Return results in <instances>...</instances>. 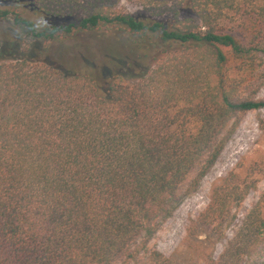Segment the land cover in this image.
I'll use <instances>...</instances> for the list:
<instances>
[{
    "label": "trees",
    "instance_id": "obj_1",
    "mask_svg": "<svg viewBox=\"0 0 264 264\" xmlns=\"http://www.w3.org/2000/svg\"><path fill=\"white\" fill-rule=\"evenodd\" d=\"M0 20L27 40L9 54L0 42V264H170L149 243L216 163L227 124L264 109L251 91L264 0H0ZM82 34L116 36L141 71L101 80L30 53ZM262 228L264 193L221 264Z\"/></svg>",
    "mask_w": 264,
    "mask_h": 264
},
{
    "label": "rangeland",
    "instance_id": "obj_2",
    "mask_svg": "<svg viewBox=\"0 0 264 264\" xmlns=\"http://www.w3.org/2000/svg\"><path fill=\"white\" fill-rule=\"evenodd\" d=\"M125 7L129 13L136 10L133 5ZM180 19L194 20V14L185 9ZM118 39L82 34L47 47L35 44L30 53L35 56L44 51V58L66 74L95 70L101 80L114 75L131 78L141 71V64L121 48ZM0 42L6 53H12L27 43L25 31L0 20ZM253 85V98L264 100V84ZM234 124L231 120L224 129L223 135H229L224 149L198 189L181 202L148 245L170 264H221L229 243L264 193V109L248 112ZM220 200L225 206L218 211ZM206 215L210 216L207 222ZM146 261L142 256L131 264ZM233 264H264V228L249 251Z\"/></svg>",
    "mask_w": 264,
    "mask_h": 264
}]
</instances>
